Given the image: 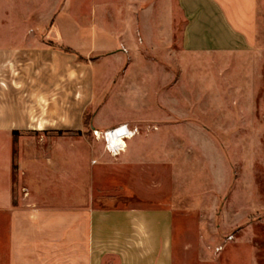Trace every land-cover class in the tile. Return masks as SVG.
<instances>
[{
  "label": "crops",
  "instance_id": "obj_1",
  "mask_svg": "<svg viewBox=\"0 0 264 264\" xmlns=\"http://www.w3.org/2000/svg\"><path fill=\"white\" fill-rule=\"evenodd\" d=\"M95 1L89 15L81 1L49 0L50 7H56L47 24L34 27L47 37L21 39L20 47L0 50L3 80L9 75V60L19 64L32 57L34 63H47L46 71L35 70L33 64L32 70L16 72L17 81L30 79L35 86L24 88L16 81L10 93L7 86L0 87V264H217L207 241L185 229L188 216L174 209L182 203L168 198L170 190L163 180L167 179V161L154 159L148 145L163 142L162 134L135 137L117 163L107 158L94 161L88 154H24L22 146L13 151V142L23 143L24 129L43 138L50 130L81 131L85 127L91 105L87 70L80 75L79 98L73 97L66 81L73 72L72 64L87 66L91 57L106 52L121 61L118 73L125 63L120 46L123 37L104 24ZM203 3V14L194 16L186 10L188 24L182 42L186 51L197 53L204 48V53H231L257 46L258 0ZM109 13L113 17L114 10ZM152 13L150 5L143 9L149 22ZM160 15L168 24L173 8L160 11ZM127 37L129 49L134 51L132 30ZM144 40L147 42L145 35ZM131 62L127 76L136 69L135 60ZM98 73L102 74L98 71L93 79ZM40 79H48L47 86H40ZM128 89L140 96L137 110L142 112L104 127H97L95 117L93 125L98 131L123 124L157 127L168 121L167 113L154 117L151 98L130 87L129 81L122 80L115 90ZM154 173L163 177L153 185ZM108 199L127 200L129 205L108 206ZM177 221L182 229L178 247ZM190 258L193 263L188 262ZM249 264L260 263L255 257Z\"/></svg>",
  "mask_w": 264,
  "mask_h": 264
},
{
  "label": "rangeland",
  "instance_id": "obj_2",
  "mask_svg": "<svg viewBox=\"0 0 264 264\" xmlns=\"http://www.w3.org/2000/svg\"><path fill=\"white\" fill-rule=\"evenodd\" d=\"M76 1L84 3V10L92 14L95 0ZM97 3L98 16L103 13L104 24L120 31L123 37L120 46L125 63L118 73L121 61L106 52L91 57L87 66L72 64L73 72L66 81L73 97L79 98L80 75L87 70L91 105L85 127L81 131L50 130L43 138L24 129L23 143L12 144L14 153L22 146L24 154H88L94 161L107 158L117 163L119 156L108 153L93 123L96 117L97 127H104L142 112L137 110L141 102L138 94L129 89L115 90L122 80L129 81L130 87L151 98L154 117H165L167 113L168 121L163 126L141 125L138 137L163 135V142L148 145L154 159L167 161V179L163 180H167L170 190L168 198L182 203L174 209L188 216L185 229L207 241V249L217 264H249L255 257L264 264V0H258L257 46L231 53H204V48L189 53L183 48L188 24L186 10L194 16L203 14V0ZM149 5L153 8L151 22L143 14ZM54 6L50 7L49 0H0V50L20 47L21 39L44 40L46 32L34 27L47 24ZM171 7L174 15L167 24L160 11ZM60 9L61 6L57 12ZM112 10L113 17L109 13ZM131 30L135 36L134 51L126 41ZM132 60L136 69L127 76L125 71ZM33 64L35 70H47V63H34L32 57H25L19 64L9 60V75L3 80L5 68L0 63V87L7 86L10 93L11 87L17 86L16 72L32 70ZM98 71L102 76L98 73L96 83L93 75ZM39 81L40 86L48 84V79ZM17 82L24 88L35 86L30 79ZM24 98L26 101L28 96ZM151 177L154 185L163 176L154 173ZM105 204L122 206L129 202L108 199ZM181 231L177 221V247L181 244ZM188 262L193 263V258Z\"/></svg>",
  "mask_w": 264,
  "mask_h": 264
},
{
  "label": "built area",
  "instance_id": "obj_3",
  "mask_svg": "<svg viewBox=\"0 0 264 264\" xmlns=\"http://www.w3.org/2000/svg\"><path fill=\"white\" fill-rule=\"evenodd\" d=\"M139 134L140 130L138 127H131L128 124H123L110 130L100 132V135L97 137L105 142L106 150L112 157H118L126 152L127 143ZM114 139L122 140L124 144L115 143ZM232 238L233 237H230L229 240H232ZM219 250L220 249H218V251Z\"/></svg>",
  "mask_w": 264,
  "mask_h": 264
},
{
  "label": "bare ground",
  "instance_id": "obj_4",
  "mask_svg": "<svg viewBox=\"0 0 264 264\" xmlns=\"http://www.w3.org/2000/svg\"><path fill=\"white\" fill-rule=\"evenodd\" d=\"M97 133H100V132H97ZM97 135H98V134H97ZM98 136H99V135H98ZM114 141H115V143L124 144L123 141H122V140L120 141L119 139H116V140L114 139Z\"/></svg>",
  "mask_w": 264,
  "mask_h": 264
}]
</instances>
